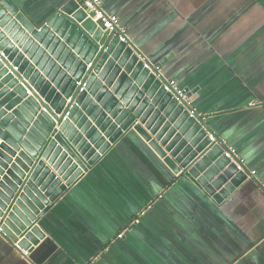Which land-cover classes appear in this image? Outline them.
Instances as JSON below:
<instances>
[{
  "label": "crops",
  "instance_id": "obj_1",
  "mask_svg": "<svg viewBox=\"0 0 264 264\" xmlns=\"http://www.w3.org/2000/svg\"><path fill=\"white\" fill-rule=\"evenodd\" d=\"M12 1L40 24L69 0ZM101 1L255 181L216 203L130 132L42 218L32 253L0 233V264H264V107L249 106L264 104V0Z\"/></svg>",
  "mask_w": 264,
  "mask_h": 264
},
{
  "label": "water",
  "instance_id": "obj_2",
  "mask_svg": "<svg viewBox=\"0 0 264 264\" xmlns=\"http://www.w3.org/2000/svg\"><path fill=\"white\" fill-rule=\"evenodd\" d=\"M120 35L74 0L40 24L0 1V233L19 251L33 252L42 218L130 132L216 203L255 181L193 109L192 92H167L161 65Z\"/></svg>",
  "mask_w": 264,
  "mask_h": 264
},
{
  "label": "built area",
  "instance_id": "obj_3",
  "mask_svg": "<svg viewBox=\"0 0 264 264\" xmlns=\"http://www.w3.org/2000/svg\"><path fill=\"white\" fill-rule=\"evenodd\" d=\"M81 9H83L89 18H91L100 28H102L105 32H114L116 30H119L121 32L120 40L122 42H126V30L121 27L119 17L116 15H109L105 12V10L102 7V1L101 0H74ZM160 71V68H158ZM167 85H165V89L169 93L176 92L177 95L185 99L184 96V89H180L175 81L167 80ZM85 87V85H84ZM83 91V89H82ZM174 91V92H173ZM250 107H264V104H258V103H250ZM212 141L215 142L214 138L211 137ZM227 157H229L233 162L235 153L232 151V149L229 148V151L226 153ZM236 157V156H235ZM240 160V159H239ZM236 163V162H235ZM239 170L242 171L243 166L245 165L242 160H240V163H236ZM255 173H251V176L254 177ZM122 235H119V238H122ZM25 255H27V252H24Z\"/></svg>",
  "mask_w": 264,
  "mask_h": 264
}]
</instances>
